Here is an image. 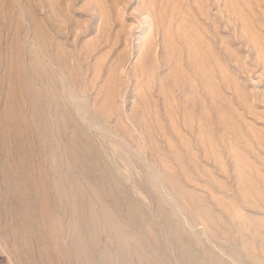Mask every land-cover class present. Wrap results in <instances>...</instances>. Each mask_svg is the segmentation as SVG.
<instances>
[{"label":"rangeland","instance_id":"374dc122","mask_svg":"<svg viewBox=\"0 0 264 264\" xmlns=\"http://www.w3.org/2000/svg\"><path fill=\"white\" fill-rule=\"evenodd\" d=\"M0 264H264V0H0Z\"/></svg>","mask_w":264,"mask_h":264}]
</instances>
